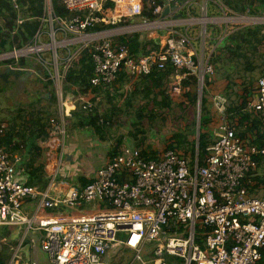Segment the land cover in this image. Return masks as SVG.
Instances as JSON below:
<instances>
[{"label": "built area", "instance_id": "obj_1", "mask_svg": "<svg viewBox=\"0 0 264 264\" xmlns=\"http://www.w3.org/2000/svg\"><path fill=\"white\" fill-rule=\"evenodd\" d=\"M9 1L17 10L19 0ZM207 1L59 0L70 14L62 17L55 13L52 0H44L33 43L0 54V62L15 60V64L5 65L14 71L28 70L19 59L35 55L47 72L46 80L57 87L58 119H50L47 139H37L40 164L49 180L45 189L26 184L20 154L9 155L0 142V228L41 231L40 250L48 264H105L119 249L131 251L128 264H264V145L257 147L239 137L228 119L226 97L206 87L205 79L211 82L215 76L209 63L215 48L207 54V40L211 39L206 26L219 27L221 42L230 21L220 0L213 3L224 15L208 17ZM180 11L186 15L200 11L202 16L190 17V30L181 32L164 23ZM44 25L46 32L42 31ZM97 25L112 28L90 31ZM138 30L163 32L156 49L147 55H132L119 40ZM85 50L94 65L92 88L112 91L118 74L124 73V82L116 83L120 102L152 69H172V97L197 91L200 115L202 96L198 94L205 89L215 115L207 118L215 131L203 164L198 165L197 148L190 163L175 150L165 149L155 158H146L138 148L122 145L92 176L84 175L91 180L84 187L59 184L55 178L62 167L61 147L71 133L64 121L78 99L83 110L94 108L91 100L63 98L61 92L67 71ZM253 95L247 112L264 117V77L256 81ZM5 127L0 123V141ZM83 204L90 208L81 210ZM9 264H18L16 253ZM29 264L41 263L33 260Z\"/></svg>", "mask_w": 264, "mask_h": 264}, {"label": "trees", "instance_id": "obj_2", "mask_svg": "<svg viewBox=\"0 0 264 264\" xmlns=\"http://www.w3.org/2000/svg\"><path fill=\"white\" fill-rule=\"evenodd\" d=\"M223 5H226V13L231 11L232 13L244 15L247 12L264 17V0H220ZM55 13L62 17L70 16V14L62 7L59 0H52ZM44 13V0H19L18 9H14L9 0H0V53H6L11 50L12 47L23 48L33 43V37L38 31L41 25V18ZM146 16L152 19L149 12H146ZM20 21V22H18ZM112 28L111 26L97 25L90 29V31L105 30ZM226 43L219 50H213L209 57V63L212 65L214 72L219 74L227 82V88L232 90L235 86V80H233V73H236V66L239 62L242 65V72L255 73L259 72V78L264 77V53H261V48L264 45V25L256 24L253 26H237L235 29L228 31L226 34ZM223 39V40H224ZM120 42L127 45L129 52L134 56L146 55L150 51L156 49L151 41H143L139 33H132L123 35L119 38ZM216 41V40H215ZM222 42V41H221ZM7 43V45H5ZM214 43V42H213ZM219 48V47H218ZM217 49V48H216ZM24 60H20V64L24 66ZM15 64L13 59L0 62V65ZM228 66L230 70H226L225 66ZM233 65V66H232ZM232 70V71H231ZM235 70V71H234ZM94 65L89 56V52L85 50L77 62L69 68L66 73L65 79L61 83L62 97L74 96L78 98L79 95L83 97L88 93H93L94 98H91V102L94 103V108L91 111H85L82 109V101L78 99L75 102V110L72 111L66 120L71 118L73 120L74 130H86L97 134L101 140L105 139L107 131L110 129V124L113 123L114 117L121 115L117 113L116 109V83L122 84L125 79L124 73L118 74V79L114 85L111 86L113 91H110L107 87L92 88L90 85V79L93 77ZM45 76L47 72L44 70ZM25 74V73H20ZM172 74L171 68H165L164 70L152 69L147 75H142L134 84L135 90L131 94L129 99L125 97L123 103L125 106H131L132 100L136 99L137 103L134 105V111L130 118H135L132 128L133 133L128 132L129 137L136 139V147L141 151L143 157L155 158L153 150L149 146L141 148L144 140L139 138L143 134V130L137 128V125L142 122L144 117L149 120H153L156 117L163 118L164 113H170L178 108L181 112L188 109L189 106L196 105V93L186 94V104H175L167 92L166 82L168 77ZM242 76L241 94H235L236 100L230 102L227 108L228 119L232 127L238 128L236 134L239 137H244L245 133L256 131L253 135V145L261 147L264 145V117L260 113L253 115L250 112L241 113V110L247 105V97L251 94V86L254 84L255 76L247 77ZM194 81V80H193ZM47 84L53 88V82L47 80ZM207 85L211 84L208 79H205ZM188 83H185L187 85ZM194 86V83H192ZM53 90V89H52ZM254 90V86H253ZM207 91L203 89L201 111L204 101H206ZM106 99L108 109L100 116L97 112L96 106L102 103ZM128 99V100H127ZM46 104H41L39 109H21L18 108L14 114L9 115L6 127L1 137V145L4 150L9 154L19 153L21 156V164L25 168L26 184L36 185L39 189H45L48 184V177L43 168V165L39 163L41 152L40 147L37 145V139L45 140L49 137L51 132L50 119L56 118L58 115L56 110V95L55 92H51L47 99ZM115 110V111H114ZM113 111V112H112ZM111 113V114H109ZM129 116L128 111L125 113ZM203 114V113H202ZM101 117V118H100ZM105 118V120H104ZM100 120L104 123L100 124ZM204 122V125L208 122V118L204 117L200 119V124ZM66 126V125H65ZM261 126V128H258ZM257 127V128H256ZM201 128V127H200ZM73 131V130H72ZM199 132L198 139V165L203 164V159L206 155V148L209 145L207 141L206 133ZM131 134V135H130ZM122 144V140L118 139L113 145L111 150V156L114 157ZM21 146V147H20ZM190 148V150H189ZM28 155L24 154V151ZM170 150H183L184 152H192L194 156L195 143L190 144V134L185 130H179L171 136L170 143L166 147ZM27 156V157H26ZM26 157V159H25ZM39 160V161H38ZM38 162V163H37ZM74 184L84 187L91 180L85 176H77ZM74 181V180H73ZM11 227L0 228V264H9L11 257V245L3 243V238L10 234ZM2 244V245H1ZM262 262L264 263V257Z\"/></svg>", "mask_w": 264, "mask_h": 264}, {"label": "rangeland", "instance_id": "obj_3", "mask_svg": "<svg viewBox=\"0 0 264 264\" xmlns=\"http://www.w3.org/2000/svg\"><path fill=\"white\" fill-rule=\"evenodd\" d=\"M214 7L215 5L213 3V0H210L208 2V17L210 14L214 13L213 12ZM215 12H217L215 17H222L224 15L222 14L221 11H218L217 8L215 9ZM226 14L228 15V17L247 16L245 14L244 15L237 14V16H234L232 15L233 13L230 11L227 12ZM201 16L202 13L200 11H196L195 16L193 17L200 18ZM239 25L253 26L256 25V20L232 18L227 24L228 31L235 29V27ZM206 28H207V32H206L207 38L211 39V41L207 40L209 41V44L207 45V54H209L210 51L213 49V47L215 48L214 50H219L220 48H222L223 45L226 43L227 39H224L222 42H219V36H218L219 29L217 25L208 24ZM47 29L48 27L46 25L42 27L43 32L44 31L46 32ZM134 33H138V32H134ZM144 33L149 34V32H144ZM144 33L140 32L139 34L142 35L143 41L145 42L149 41V40H144V38L150 39L148 35L145 36ZM2 45L3 44H1V47ZM5 45H7V43ZM154 45H156L157 47L156 43ZM22 59L25 62L23 67H25L28 70L14 71L7 69L5 65H0V77H1L0 78V123L7 124L9 115L14 114L18 108L25 110L34 109V108L39 109L41 104H46L48 102L47 99L52 91L55 92L57 99L55 105L57 112L59 110V100L56 94L57 87L53 86L52 88L51 85L47 84L48 82L46 80V76L44 75L45 74L44 67L40 65L38 61H36L35 55H32L29 58H22ZM19 60L17 61L18 65H19ZM225 69L230 70V68L227 65L225 66ZM235 70H237L236 73H234L232 70H231L232 72H230L233 73V80H235L234 81L235 86L232 88V90H229L227 88L228 85L227 82L225 81L224 78L220 77L219 74L216 73V71L213 80H211V84L207 85L205 83L208 89L210 88L212 89L211 90L212 92L222 93L227 99L228 106L230 105V102L236 100L235 94L239 95L242 93L241 85H240L241 83L240 79L242 78V76H245L244 78L245 80L247 79V77L253 76V74L256 80L259 78V72H255V73L251 72V73L243 74L242 65L240 62L236 66ZM20 73H25V74L23 75ZM196 92L193 91L192 94L194 95ZM250 92L251 94L247 97L248 100L247 103L254 94L253 83ZM206 96L209 98V94H207ZM116 100L117 101L115 102L116 103L115 107L116 109L117 108L119 109L117 113H120L121 115H119L118 117L117 116L114 117L113 123L110 124V129L107 131L104 140H101V138L97 134H92V132L90 131L83 132L84 130H82L80 132H76L77 134L72 133V130L75 129V127L72 126L74 122L73 120H71V118H69L68 120L65 119L64 123L66 125L65 126L66 131L68 132L70 131L71 133H68L66 135L65 140L63 142L64 144L61 147L63 149L62 158H61L62 173L59 172L55 178L59 184H63V185L73 184L76 181L77 176H84L87 173H89V176H92L94 169H98L100 166L103 165L105 161L112 158L110 144L114 145L118 139L122 140V144L124 145L137 148L136 139H133V137L130 138L128 135V132L133 133L134 131L132 126H133V122H135V118L134 119L130 118V116H132V112L134 111L133 106L136 105L137 100L133 99L131 106H125L123 101L120 102L121 100L120 101L119 99ZM172 100L175 104L182 103L189 106L187 104L185 96L172 97ZM246 106L241 110L242 114L245 113V111L247 112ZM107 107L108 105L106 103V99L102 103H99L96 106L97 112L99 113L100 116H102L105 113ZM202 108H203L202 110L203 114L200 115V119L205 117L204 113H207L206 117H209L211 115L213 116V118H215L210 103L204 101ZM127 111L131 113L129 114V116H126L125 114ZM53 119L55 120L58 119V115H56V118L53 117ZM196 123H197L196 105L192 107L189 106L188 109L183 112L178 110V108H175L172 114L164 113L163 118L156 117L153 120H149L147 117H144L142 122L139 123V125H137L138 129L143 130V134L139 136V138H142L144 140V143L141 148H144V146H149L157 157L163 151H165L166 147L170 143V139L173 133L179 130H185V132L190 134V144H193L196 142V135H195L196 127H197ZM238 128L239 127H236V132L238 131ZM214 129L215 126L212 122L209 121V118L206 125H204V122H202V124H199V132L201 130L202 133H206L207 141L209 142V144H211L214 140V131H215ZM243 138L249 139L252 142L253 131L252 132L247 131ZM58 150L60 151V149ZM189 150L187 152L186 151L184 152L183 150H179V151L176 150V151L183 154L185 158L189 160L190 163H192L194 162L195 154L194 156H192V152H190ZM23 151L25 155H28L26 149L25 150L23 149ZM83 159H86L89 164L87 165L86 162L82 161ZM84 164H86L87 166H85ZM70 176L73 177L74 181L71 179ZM91 206H94V204H92ZM88 208H90V205L88 204H83L81 206V210ZM30 211H32V209ZM11 230L12 231L10 232V234L3 238L5 239L3 243L12 246L10 260L13 258L15 253H17V259H18L20 253L24 251L29 253L31 256L33 249L32 244H36L35 247L38 248L39 246L40 249V240L42 239L41 231H30V234L28 236L26 235V237L23 238V233H24L23 230L19 231L18 233H16V231L13 228ZM15 233L16 235H14ZM31 240H34V243H32ZM111 256L112 254H110V257L106 259L105 264H128L132 258V253L127 249H119L116 251L113 257ZM46 261L48 262L47 257H46Z\"/></svg>", "mask_w": 264, "mask_h": 264}, {"label": "crops", "instance_id": "obj_4", "mask_svg": "<svg viewBox=\"0 0 264 264\" xmlns=\"http://www.w3.org/2000/svg\"><path fill=\"white\" fill-rule=\"evenodd\" d=\"M210 1V0H209ZM209 1H207V2H209ZM207 6H208V3H207ZM215 9H216V7H214L213 8V12L214 13H212V14H210L209 15V17L211 18V19H218V17H215L216 16V14H217V12H215ZM231 12V11H230ZM166 15V10L164 9V11H163V15ZM222 14H224V13H222ZM226 14V13H225ZM208 15V14H207ZM232 15H234V16H237V14H235V13H233ZM245 15H247V16H239V17H229L230 19H232V18H241V19H254V20H256V24H262V25H264V17H262V16H258V15H256V14H254V12H253V14H251L250 12H247V13H245ZM193 16H195V15H193ZM192 15H186L184 12H182V11H180V12H177L175 15H173L171 18H169V19H167V20H165V24L167 25V26H171V27H173V28H175L177 31H181V32H183V31H185L186 29L189 31L190 29H189V27H187L188 26V21H189V19H191L190 17H193ZM226 16L228 17V15L226 14ZM162 17H164V16H162ZM161 18V17H160ZM194 18V17H193ZM259 20H261V21H259ZM201 22H205L206 20L205 19H201L200 20ZM221 28H223L224 29V26L223 25H221L220 26ZM218 29H219V27H218ZM226 29H227V32H228V27L226 26ZM144 30V29H143ZM159 32H156V31H142V30H138L137 32L138 33H140V32H149V34H145V36H147L148 35V37L150 38V39H146V38H144V40H149V41H153L154 42V44L156 43L157 45L160 43V36H162L161 34L163 33V32H161L160 33V31L161 30H158ZM143 37H142V35H141V39H142ZM1 44H3V42L1 43ZM261 53H264V45H263V47L261 48ZM147 55V54H146ZM1 78V77H0ZM170 78H171V75H170V77H168V80H167V82H166V88H167V92L169 93V85H170ZM137 82H135L134 84H136ZM134 84H133V86H131V88H130V90H129V93L127 94V98H129V97H131V94L134 92V90H135V88H133L134 87ZM255 85H256V81L254 82V84H253V86H254V88H255ZM117 86V85H116ZM217 88V87H216ZM115 89H116V96H115V99H119V101H120V98H121V94H120V87H115ZM114 90V89H113ZM112 90V91H113ZM94 95L95 94H93V93H88L87 95H84L83 96V98L85 99V100H90L91 98H94ZM80 96V95H79ZM171 96V95H170ZM254 96V95H253ZM67 97H69V96H67ZM171 98H172V96H171ZM117 101V100H116ZM59 111V110H58ZM58 113V112H57ZM253 115H257L256 114V112H253ZM59 116V115H58ZM258 127V126H257ZM256 127V128H257ZM258 128H261V126H259ZM85 129H87V128H82L81 130H84L83 132H88V130H85ZM256 132V131H255ZM254 131H253V134L255 133ZM75 134H77V133H75ZM253 138H254V135H253ZM112 148H114V146L113 145H111L110 144V149H112ZM82 161H84V162H86V164L88 165L89 163H88V161L86 160V159H83ZM106 163V161L103 163V165ZM86 164H84L85 166H87ZM15 231H16V233L17 232H19V230L18 229H14ZM20 231H22V229L20 230ZM23 231H24V233H23V238H25L26 237V235L28 236L29 234H30V232H28V233H26V230H24L23 229ZM16 233L14 234V235H16ZM37 239V238H36ZM31 242L32 243H34V240H31ZM33 246V249H32V253H31V256H30V254L29 253H27V252H22V253H20V256H18V264H29L30 263V261H33V260H36L37 262H39V263H41V264H48V262L46 261V257H45V254L43 253V252H41V250L39 249V246H38V248L37 247H35L36 246V244H32ZM17 254V253H16ZM48 259V258H47Z\"/></svg>", "mask_w": 264, "mask_h": 264}, {"label": "water", "instance_id": "obj_5", "mask_svg": "<svg viewBox=\"0 0 264 264\" xmlns=\"http://www.w3.org/2000/svg\"><path fill=\"white\" fill-rule=\"evenodd\" d=\"M148 2H150V0H147ZM202 96V93L200 92L198 94V97L201 98ZM199 115H200V101H198L197 103V107H196V124H197V127H196V142H195V146L196 148H198V139H199Z\"/></svg>", "mask_w": 264, "mask_h": 264}, {"label": "clouds", "instance_id": "obj_6", "mask_svg": "<svg viewBox=\"0 0 264 264\" xmlns=\"http://www.w3.org/2000/svg\"><path fill=\"white\" fill-rule=\"evenodd\" d=\"M195 149H196V146H195Z\"/></svg>", "mask_w": 264, "mask_h": 264}]
</instances>
